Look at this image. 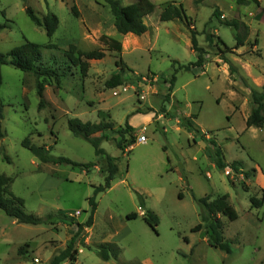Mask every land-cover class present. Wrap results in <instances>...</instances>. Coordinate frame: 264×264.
<instances>
[{"label":"rangeland","instance_id":"rangeland-1","mask_svg":"<svg viewBox=\"0 0 264 264\" xmlns=\"http://www.w3.org/2000/svg\"><path fill=\"white\" fill-rule=\"evenodd\" d=\"M133 1L120 0L123 6ZM151 1L155 10L144 20L147 30L135 35L116 31L105 0H0V52L25 40L53 44L41 48V63L58 66L67 61L64 50L70 44L81 50L104 51L102 58L88 60L85 76L71 66L60 87L49 79L41 107L35 76L11 64L0 65L4 133L0 172L12 177L10 190L23 200L26 212L41 218L55 215L51 222L28 224L0 209V264H50L76 231L77 222L87 219L88 198L93 186L103 183L106 160L68 129L67 120L74 117L113 124L112 138L102 140L100 146L114 157L118 170L111 186L95 197L93 223L78 237L73 264H264V124L245 125L253 106L249 87L260 89L264 84V0H259L260 5L235 0ZM180 3L197 29L205 62L203 67L178 69L166 97L173 65L177 66L173 61L189 64L197 57L184 14L159 19L163 6L175 8ZM26 7L40 19L48 12L57 16L51 36L32 22ZM214 9L218 16L213 15ZM230 19L242 21L247 35L243 45L220 53L218 47H224L216 39L208 45L205 34L219 36L233 47L237 31L220 23ZM101 35L118 39L121 50L109 49ZM222 55L236 66L233 75ZM119 59L126 66L124 82L108 88L105 81L119 69L115 63ZM137 108L154 113L144 127L141 115L132 117ZM182 115L190 116L207 135L182 126ZM126 121L137 125L132 126L135 142L121 149L115 141ZM140 134L146 136L145 142L138 141ZM25 137L47 147L53 156L93 164L86 170L68 163L42 162L22 145ZM211 138L221 148L223 160L242 162L239 172L226 175L224 169L213 166ZM129 139L125 134L124 140ZM245 170L251 171L250 177H244ZM225 193L237 212L234 220L220 215L229 253L207 243L204 227L193 230L198 223L204 224L196 199ZM251 196H263L262 206L251 207ZM145 210L157 215L155 228L143 220ZM133 211L138 216L127 218ZM59 213L72 215L74 222L64 221ZM108 244L118 248V254L102 260L97 248Z\"/></svg>","mask_w":264,"mask_h":264},{"label":"trees","instance_id":"trees-1","mask_svg":"<svg viewBox=\"0 0 264 264\" xmlns=\"http://www.w3.org/2000/svg\"><path fill=\"white\" fill-rule=\"evenodd\" d=\"M238 4H246L253 2L260 5L259 0H235ZM109 5L111 14L113 16V25L116 31L120 34L132 33L135 35H141L147 30V25L145 23V18L153 13L155 10V4L151 0H135L129 3L127 6H123L120 0H105ZM26 12L32 22L38 26L42 25L45 28L47 36H51L58 25L57 16L48 12L40 19L33 11L32 8L26 7ZM264 12V9H262ZM72 11L76 14L75 7H72ZM184 14L186 23L190 26V41L191 48L196 52L197 57L193 63L189 64H179L177 61H173V64H177L174 67L173 73L169 78L168 86V96L169 92L173 88L175 82V73L178 69H190L191 67H203L204 57L203 54L206 52L202 46L198 44L197 40V29L193 24V20L186 16L185 11L180 3L179 7L169 8L167 5L161 8L159 13V19L161 21L171 20L180 17ZM214 16H218L217 9L213 11ZM220 23L226 26H232L237 31L235 34V44L233 47L227 46L219 36H214L212 33L206 32L205 40L208 45H214V39L216 42L221 44L224 49L218 50L220 53L231 51L234 48H238L240 45L244 44V38L247 35V26L238 19L230 20H220ZM3 27L0 24V28ZM242 29V31H241ZM100 40L108 46L111 50L120 51L122 48L121 42L111 36L101 35ZM257 38L254 39V44H257ZM47 47L54 46L53 44H47ZM44 45L25 40L19 45L12 47L7 52H0V65L1 64H11L12 66L20 69L24 72H29L35 76V88L36 93L40 97L39 107L43 104V91L45 84L49 79H52L57 87H60L61 79L66 74L68 68L71 66L79 69L82 76H85L88 69V60L90 59H100L104 56V51L101 49H90L81 50L78 49L74 44H70L65 50L64 55L67 59L65 64L58 66H45L41 63V48L46 47ZM221 50V51H220ZM223 61L227 64L230 75L237 72L236 66L224 55H222ZM116 65L118 70L114 72L106 81L105 85L108 88H114L121 85L124 82L122 72L126 68L125 64L119 59L116 60ZM245 84V78L242 77ZM1 83V76H0ZM250 98L253 104L250 113L245 119L246 127L256 126L262 127L264 124V84L260 89L253 86L249 87ZM135 112H143L141 109L137 108ZM3 117V104L0 101V138L3 137L4 133L2 131L1 120ZM179 122L182 126L187 128L189 131L200 132L198 127L195 125L190 116L182 115L179 118ZM68 129L76 136L89 142L93 148L94 152L98 157H104L106 160L105 176L103 183L93 186V195L88 198L90 210L87 219L83 223L77 222L76 231L69 238L66 246L56 255L53 256L50 264H62L65 261H69V264H73V261L77 258V241L81 232L85 227H90L93 223V215L96 209L95 197L98 193L105 191L111 186V182L115 177L118 170L117 164L114 161V157L107 154L106 151L100 146V143L104 139L112 138L110 133L114 131L113 124L109 121L100 120L98 122L82 121L81 119L74 117L67 120ZM99 132V135H94ZM120 139L116 140V146L125 149L131 146L135 142V137L133 135L134 128L126 121L123 128L117 130ZM130 135V139L125 141V134ZM124 140V141H122ZM212 150L211 158L219 169L223 170L226 167H231L235 172H239L242 162L240 160H232L227 163L223 160V154L221 148L216 144L213 138L210 139ZM22 145L30 150V152L36 156L42 162H52V163H68L73 166H83L88 170L89 166L93 163H79L71 160L64 156H53L50 154L49 149L44 145H36L31 143L28 137L22 140ZM250 170L243 171L244 177L248 178L251 176ZM12 177L5 175L0 172V209H2L8 216L13 217L18 222L28 223V224H38L41 222L52 221L55 215L47 214L44 218L38 217L32 213L26 212L23 208V200L15 196L10 190V183ZM244 189H248L244 184L242 185ZM139 196L141 205L144 204L142 196L136 191ZM198 206L200 208L201 219L204 222L198 223L193 227V230H201L205 228L206 241L210 246L219 248L226 252H230V246L228 241L223 236L222 221L220 215L226 216L229 220H234L237 218V212L231 205L228 194H221L216 197H211L210 195H205L196 199ZM251 207H261L263 204V196L257 198L255 196L250 197ZM64 221L72 224V215L67 213H59L57 215ZM127 218H136L138 216L137 212L133 211L128 213ZM143 220L149 224L152 228L158 223V218L155 213L150 210H145L142 215ZM84 237V236H82ZM85 238V237H84ZM83 240V239H82ZM80 241V239H79ZM83 242V241H82ZM19 253H23V247H19ZM97 254L102 260H109L111 257H116L118 254V248L111 246L110 244L101 245L97 248Z\"/></svg>","mask_w":264,"mask_h":264},{"label":"crops","instance_id":"crops-1","mask_svg":"<svg viewBox=\"0 0 264 264\" xmlns=\"http://www.w3.org/2000/svg\"><path fill=\"white\" fill-rule=\"evenodd\" d=\"M118 87V86H117ZM152 114H154V113H152V112H146V113H138V112H133L132 113V117H134V116H137V115H141L142 116V121H141V123L142 124H144L143 125V127L145 126V125H147V124H149L150 123V121H152ZM188 116V115H187ZM177 122H178V118H177ZM131 126H133L134 128L135 127H137V125H134V124H131ZM199 129V128H198ZM200 131V130H199ZM203 133H205L206 135H207V133L206 132H204V131H200V134H203ZM205 135V136H206ZM195 139V138H194ZM129 148V147H128ZM127 149V148H126ZM225 160V159H224ZM212 164H213V166H215V164H214V162H213V160H212ZM85 240H86V238H85ZM87 241V240H86Z\"/></svg>","mask_w":264,"mask_h":264},{"label":"built area","instance_id":"built-area-1","mask_svg":"<svg viewBox=\"0 0 264 264\" xmlns=\"http://www.w3.org/2000/svg\"><path fill=\"white\" fill-rule=\"evenodd\" d=\"M120 86V85H119ZM138 141H140V142H145L146 141V136L144 135V134H140V135H138ZM234 170L231 168V167H226V168H224V173L226 174V175H230V174H234ZM35 260H37V259H35Z\"/></svg>","mask_w":264,"mask_h":264}]
</instances>
